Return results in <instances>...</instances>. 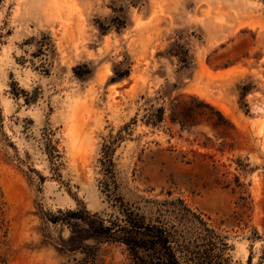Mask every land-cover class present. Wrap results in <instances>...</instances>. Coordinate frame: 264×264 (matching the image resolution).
<instances>
[{
    "label": "rangeland",
    "instance_id": "rangeland-1",
    "mask_svg": "<svg viewBox=\"0 0 264 264\" xmlns=\"http://www.w3.org/2000/svg\"><path fill=\"white\" fill-rule=\"evenodd\" d=\"M121 202L264 264V0H0V264H133L60 220Z\"/></svg>",
    "mask_w": 264,
    "mask_h": 264
},
{
    "label": "trees",
    "instance_id": "trees-1",
    "mask_svg": "<svg viewBox=\"0 0 264 264\" xmlns=\"http://www.w3.org/2000/svg\"><path fill=\"white\" fill-rule=\"evenodd\" d=\"M130 71H120L112 78L117 82L128 77ZM163 110H161L162 113ZM185 211L193 214L184 206ZM119 218L107 224L97 214H91L85 209L70 211L65 219H77L81 224H71L72 237L65 243L69 251H81L89 258H95L96 249L87 245V241L97 240L103 243H119L124 245L133 261V264H223L224 252L227 244L221 236L210 228L199 216L200 226L203 229L202 244L193 249H179L178 240L173 227L161 221L152 224L146 218L121 202ZM59 220L56 218L54 222ZM91 261H87L90 263ZM85 264V263H84Z\"/></svg>",
    "mask_w": 264,
    "mask_h": 264
}]
</instances>
